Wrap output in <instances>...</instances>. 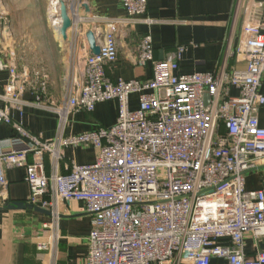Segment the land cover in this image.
I'll list each match as a JSON object with an SVG mask.
<instances>
[{
  "label": "built area",
  "instance_id": "2783aa9c",
  "mask_svg": "<svg viewBox=\"0 0 264 264\" xmlns=\"http://www.w3.org/2000/svg\"><path fill=\"white\" fill-rule=\"evenodd\" d=\"M56 1L48 9L55 34L63 2L72 21L71 48L76 50L82 40L84 58L81 62L71 55L62 78L63 103L46 104L58 116L53 140L34 134L12 115L23 111L27 91L37 107L46 106L40 102L48 93L49 75L26 68L19 73L13 53L7 61L0 59V69L10 72L0 125L15 132L9 141L13 148L0 155V205L9 199L6 170L23 168L29 205L48 211L55 223L63 205L84 203L91 231L83 264H264L259 248L264 240V190L246 189V174L264 163L259 120L264 107V25L244 20L237 47L228 46L219 71L191 75L179 73L183 47L159 60L147 33L135 59L139 68L152 69L151 78L113 80L107 68L119 59L122 31L133 29L139 20L153 25L151 19H140L149 0H122L125 16L114 19L85 13L82 0ZM239 10L237 4L234 23ZM1 23L6 34L10 27L0 15ZM87 23L100 48L98 56L86 40ZM230 59L245 67L230 68ZM205 95L210 97L209 109ZM133 97L137 108L132 107ZM107 102L117 103L115 124L65 136L73 113H93ZM77 148L95 150L94 163H72L62 174L65 150ZM46 156L51 158L50 175ZM247 236L258 247L252 256L245 250Z\"/></svg>",
  "mask_w": 264,
  "mask_h": 264
},
{
  "label": "crops",
  "instance_id": "0c3cea01",
  "mask_svg": "<svg viewBox=\"0 0 264 264\" xmlns=\"http://www.w3.org/2000/svg\"><path fill=\"white\" fill-rule=\"evenodd\" d=\"M47 1L44 0L37 14H32L37 17L30 18L31 21L23 24V27L26 28L25 32L29 33L28 44L34 47L29 54L34 53V57L40 60L50 61L53 57L57 61L56 67L59 70H57V75L59 77L61 75L60 84L52 78V70L56 68L51 67L48 62L44 61V67L39 68L40 70H37L38 67L28 68L32 73L45 71L49 75L48 93L43 96L40 103L45 106L53 102L58 106L64 100L62 78L69 66L71 55L78 56L82 62L84 52L82 40L77 49L72 50L70 32L66 42L59 40L57 32L55 35L51 33L52 22L48 19L47 10H45ZM67 1L72 2V0ZM82 1L85 5L84 12L99 19L125 16L122 0ZM17 2L18 0H15V3ZM37 3L38 0H30L29 8L23 7L17 11H26V9L31 11L32 4ZM237 4L240 8L239 19L234 23L233 14ZM3 8L6 10L5 4ZM145 18L154 21L153 25L148 26L139 20L133 29L122 31L118 39L119 59L117 63L107 68V74L111 79L148 80L151 78L152 69L139 68L135 59L140 39L147 33L151 34L156 57L159 60H164L176 53L180 47L184 48L179 62L180 74L191 75L196 72L215 73L219 71L225 60L228 46L231 44V50L237 47L243 21H254L264 25V0H149L147 14L140 19ZM13 24V29L19 27L17 22ZM91 28L92 25L87 23L84 31ZM51 34L54 38H50ZM262 34H264V28ZM4 40L5 37L0 39V59L7 61L12 53L17 58L16 54L19 50L16 45L19 47L21 43L15 40L14 36L9 38L7 43L3 42ZM16 64L18 72H22L23 66L17 61ZM228 66L243 69L245 64H237L235 59H230ZM9 79L10 72L0 69L1 107L4 106L1 97L4 95V88ZM260 93L264 96V76ZM23 99L27 104L24 105L22 112L12 111L14 119L23 123L44 140L55 139L58 133V116L48 109L47 105L44 108L37 107L35 96L29 91L25 92ZM131 102L133 108L138 107L136 97H133ZM117 109L116 102H107L99 104L93 113L84 111L73 113L69 117L65 136L87 132L96 126H112L116 122ZM259 120L264 128V107L260 109ZM14 136L15 132L10 126L0 125V155L13 148L9 141ZM16 147L23 150L24 145L18 144ZM95 158L96 152L93 149H67L64 152L60 172L66 174V166L72 163L90 165L94 163ZM29 160L33 161L31 154ZM45 166L46 173L50 175L52 167L49 156L45 157ZM6 176L9 181L8 204L29 205L30 188L25 180V169H7ZM246 189L248 191L264 190V163H260L257 168L246 174ZM5 206L0 205V264L84 263L89 251L87 239L91 231V219L85 211L84 203L71 202L63 205L61 217L57 223L48 211L43 213L30 207L11 209ZM41 246H45L44 251L39 250ZM259 248L264 250V240L259 242ZM257 249L253 238L247 236L245 248L247 255L252 256ZM212 264H224V262L215 260Z\"/></svg>",
  "mask_w": 264,
  "mask_h": 264
},
{
  "label": "rangeland",
  "instance_id": "374dc122",
  "mask_svg": "<svg viewBox=\"0 0 264 264\" xmlns=\"http://www.w3.org/2000/svg\"><path fill=\"white\" fill-rule=\"evenodd\" d=\"M50 2H51V0H48L46 2V9H45V10H47L46 14H47V17L49 20H50V18H49L48 9L50 7ZM29 3H30V0H21V1L18 0L17 3H15V0H0V5L2 7V10L0 11V15L4 18V22L7 23L8 26L10 27V30L6 34L4 31H2V28H0L1 35L3 37H5V40L3 42L7 43L8 42L7 40H9V38H12V36H14L15 40H17L21 43V46H19V47H18V45H16L18 50H19V53L16 54L17 55V58H16L17 63H19V65H22L23 68H28L31 66L34 69H36L38 67L37 70H40L39 68L44 67L43 66L44 61L46 63L48 62L49 64H51V67L56 68V70H52V72H53L52 78L56 81L57 84H60L61 83V75H60V77L57 75V72L59 70L56 67L57 61L55 60V58L50 57L51 60L46 61V60H40V58H35L34 53H32V55L29 54L31 51L34 50V47L32 45L28 44L30 37L28 36L29 33L25 32L26 28L23 27V24H27L31 21V19H34L35 17H37V16L32 15V14H37L36 12L42 7L41 5H43L42 3H44V0H38L37 4H32V6H31L32 10L31 11H29V9H26V11H20V12H19V10L17 11V9H19V8H23V7L29 8ZM4 4L6 5V10H4V8H3ZM44 11H42V13ZM15 21L18 23L19 27L13 29L12 23H14L13 25H15V23H16ZM51 33L55 35L54 29H52ZM52 34L49 35L50 38L53 37ZM48 46H50V44ZM6 47H7V45H6ZM39 72H41V71H39Z\"/></svg>",
  "mask_w": 264,
  "mask_h": 264
},
{
  "label": "water",
  "instance_id": "95a60500",
  "mask_svg": "<svg viewBox=\"0 0 264 264\" xmlns=\"http://www.w3.org/2000/svg\"><path fill=\"white\" fill-rule=\"evenodd\" d=\"M59 18L61 20V27L59 29V35L61 37V39L66 42L68 40V31L71 28L72 25V21L68 15V10L66 5L61 2V8H60V15ZM86 40L90 46V51L93 55H100V48L99 46L96 44V38L95 35L93 33L92 30L87 31L86 33ZM205 104H206V108L209 109V102H210V97L209 95H205ZM24 207H30V208H34L35 210L39 211V212H43V213H47V211L37 208V207H33L32 205H25V204H7L5 206V208H11V209H15V208H24Z\"/></svg>",
  "mask_w": 264,
  "mask_h": 264
},
{
  "label": "bare ground",
  "instance_id": "6f19581e",
  "mask_svg": "<svg viewBox=\"0 0 264 264\" xmlns=\"http://www.w3.org/2000/svg\"><path fill=\"white\" fill-rule=\"evenodd\" d=\"M54 2H55V1H54ZM58 3L60 4V0L56 1V4H58Z\"/></svg>",
  "mask_w": 264,
  "mask_h": 264
}]
</instances>
